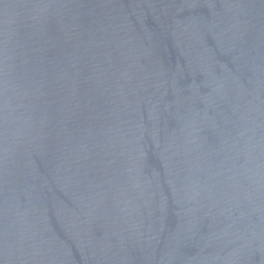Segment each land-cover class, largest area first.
Listing matches in <instances>:
<instances>
[{
    "label": "water",
    "instance_id": "obj_1",
    "mask_svg": "<svg viewBox=\"0 0 264 264\" xmlns=\"http://www.w3.org/2000/svg\"><path fill=\"white\" fill-rule=\"evenodd\" d=\"M0 264H264V0H0Z\"/></svg>",
    "mask_w": 264,
    "mask_h": 264
}]
</instances>
